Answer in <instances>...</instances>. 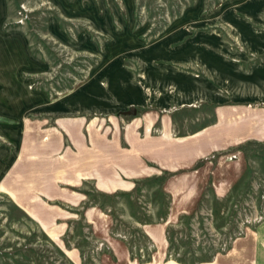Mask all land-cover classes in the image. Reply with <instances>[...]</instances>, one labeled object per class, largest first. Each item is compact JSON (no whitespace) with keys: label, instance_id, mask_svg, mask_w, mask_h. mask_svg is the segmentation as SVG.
I'll use <instances>...</instances> for the list:
<instances>
[{"label":"rangeland","instance_id":"rangeland-1","mask_svg":"<svg viewBox=\"0 0 264 264\" xmlns=\"http://www.w3.org/2000/svg\"><path fill=\"white\" fill-rule=\"evenodd\" d=\"M8 1L6 28L25 31L34 55L47 63L33 84L51 99L72 97L106 63L113 71L125 66L140 84L147 81V65H155L161 73L160 105L129 104L114 111L129 122L140 119L147 133L154 113L153 134H162V147L166 124L172 136H185L216 122L218 101L199 97L206 83L222 89L218 75L237 76L241 70L245 80L256 78L250 82L255 95L250 100L260 99L264 83L256 81L264 77V0H130L129 18L119 10L113 33L106 35L87 21L65 17L56 0ZM57 19L72 42L53 36ZM86 31L97 50L112 51L109 56L75 40ZM170 72L178 86L163 84ZM185 90L193 100L162 104L166 92H178L183 100ZM132 107L136 115L125 114ZM183 163L174 171L150 168L128 190L112 194L87 183L89 197L80 206L51 203L62 211L57 234L46 223L50 231L41 228L21 203L0 191V264H208L264 223V139L244 140ZM90 209L97 210L95 222L84 216Z\"/></svg>","mask_w":264,"mask_h":264},{"label":"crops","instance_id":"crops-1","mask_svg":"<svg viewBox=\"0 0 264 264\" xmlns=\"http://www.w3.org/2000/svg\"><path fill=\"white\" fill-rule=\"evenodd\" d=\"M56 1L65 17L87 21L105 35L113 33L119 10L127 11L128 19V10L133 9L130 0ZM9 14V1L0 0V191L12 202L21 203L47 232H59L55 222L62 215L51 203L80 206L89 197L84 191L87 183L98 192L112 194L128 190L150 168L174 171L185 166V161L193 164L244 140L264 139V87L259 101L251 102L255 95L250 82L256 78L245 80L241 70L237 76L218 75L216 82L222 89L214 91L208 83L202 89L201 100L218 101L216 122L185 136H172L166 124L164 147L160 143L162 134H153L157 120L154 113L147 133L140 119L129 122L114 111L129 104L160 105L156 89H161V73L155 65H147V81L140 84L125 66L113 71V66L106 63L72 97L51 99L46 89L33 84V77L44 73L47 63L34 55L25 31L6 28ZM54 22L53 36L64 43L72 42L60 21ZM88 35L87 31L79 33L75 40L93 53L98 51L99 56H109L112 51L97 50L96 40ZM238 56L242 57L240 53ZM188 80H194L192 75ZM256 82L264 83V77ZM178 83L171 72L166 73L163 84L171 87ZM185 91L189 94L185 93L183 100L178 92H166L162 104L193 100L191 90ZM51 121L56 123L49 124ZM96 211L87 210L85 218L95 222ZM158 231L161 233V229ZM208 264H264V223Z\"/></svg>","mask_w":264,"mask_h":264},{"label":"water","instance_id":"water-1","mask_svg":"<svg viewBox=\"0 0 264 264\" xmlns=\"http://www.w3.org/2000/svg\"><path fill=\"white\" fill-rule=\"evenodd\" d=\"M137 109L135 107H132L130 110L126 111L125 114L127 115H136Z\"/></svg>","mask_w":264,"mask_h":264}]
</instances>
